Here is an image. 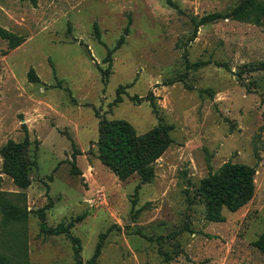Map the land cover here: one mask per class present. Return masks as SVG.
Wrapping results in <instances>:
<instances>
[{"label": "rangeland", "instance_id": "obj_1", "mask_svg": "<svg viewBox=\"0 0 264 264\" xmlns=\"http://www.w3.org/2000/svg\"><path fill=\"white\" fill-rule=\"evenodd\" d=\"M171 1L0 0V29L23 37L9 48L0 36V147L27 129L31 180L18 188L0 155V191L29 212L5 224L0 210V253L18 239L29 264H77L72 236L84 264L105 233L93 264H264L254 245L264 231L263 19H218L192 38L201 15L240 0ZM133 94H153L155 108ZM101 120L140 136L170 126L149 179L99 160ZM226 161L254 170L253 193L214 221L200 180Z\"/></svg>", "mask_w": 264, "mask_h": 264}, {"label": "trees", "instance_id": "obj_2", "mask_svg": "<svg viewBox=\"0 0 264 264\" xmlns=\"http://www.w3.org/2000/svg\"><path fill=\"white\" fill-rule=\"evenodd\" d=\"M33 1V0H32ZM166 2L175 6L171 0ZM253 14H259L264 22V1L262 0H240L237 5L228 12H210L201 15L194 22L192 38L196 36L197 29L200 25L214 22L218 19L245 20ZM96 35L99 36L98 29L95 25ZM0 36L8 39L9 48L18 46L23 37L13 33H8L0 29ZM121 41H118L113 48L108 49L106 57L109 58L112 51L119 47ZM29 78L34 80V73L29 72ZM128 85L118 86L114 103L122 100L121 94H126L125 88ZM154 95L139 96L137 94L129 95L128 98L133 103L148 101L155 108ZM154 128L145 135H137L133 127L126 121L101 120L98 127V138L96 141L98 158L107 165L109 169L118 177L125 178L133 172H137L141 179L147 180L151 177V161L160 153L166 145L167 129ZM29 143L27 129H24V139L21 143L8 140L0 147V155L3 160L12 166V181L20 189L29 186L31 180L28 176L29 162L23 157V150ZM253 174L254 170L248 166L224 162L215 171L209 172L206 177L200 180L199 191L206 199L207 218L214 221L222 220L220 213L221 208L227 207L235 210L246 203L253 193ZM137 189V187H136ZM23 199L24 192L18 193ZM7 195L9 192L0 191V210L2 219L5 224H18L26 220L28 210L25 206L11 202ZM43 223V222H42ZM40 232L57 235L66 232L61 225L57 227H46L41 224ZM105 233L99 234L92 256L84 264H93L102 246ZM73 244L74 255L77 257V264H80L79 251L80 243L77 237L70 236ZM25 241L15 239L16 251L11 253H0V264H29L26 260L27 252L25 250ZM254 245L264 252V231L259 235Z\"/></svg>", "mask_w": 264, "mask_h": 264}]
</instances>
